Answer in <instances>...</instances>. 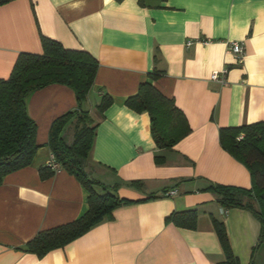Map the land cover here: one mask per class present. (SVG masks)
Wrapping results in <instances>:
<instances>
[{
    "label": "crops",
    "instance_id": "obj_1",
    "mask_svg": "<svg viewBox=\"0 0 264 264\" xmlns=\"http://www.w3.org/2000/svg\"><path fill=\"white\" fill-rule=\"evenodd\" d=\"M41 36L97 62L83 106L96 123L87 163L94 180L117 186L115 195L131 203L40 258L21 250L87 210V193L71 175L38 174L51 156L49 127L75 110L74 95L57 84L33 90L23 101L37 149L29 165L0 181V264H221L211 218L222 224L235 264H264L257 220L221 208L207 189L251 187L247 167L221 147L218 131L264 121V0H11L0 5V79L19 53H41ZM232 41L243 47L239 65L226 50ZM222 68L223 84L209 80ZM143 83L171 100L189 128L169 150L155 147L146 113L124 105ZM104 94L110 105L100 116L95 106ZM190 209L194 229L165 222Z\"/></svg>",
    "mask_w": 264,
    "mask_h": 264
},
{
    "label": "trees",
    "instance_id": "obj_2",
    "mask_svg": "<svg viewBox=\"0 0 264 264\" xmlns=\"http://www.w3.org/2000/svg\"><path fill=\"white\" fill-rule=\"evenodd\" d=\"M9 1L0 0V5ZM40 47V54L19 53L8 77L0 79V181L5 175L29 165L37 149L35 124L25 113L24 97L47 85H62L72 91L76 108L51 123L47 147L56 170L71 175L86 191L87 210L75 221L37 233L22 246V251L39 258L109 218L115 208L131 203L115 195L117 186L105 187L94 180L87 163L96 123L83 106L93 83L97 62L84 51L65 49L43 36L40 37ZM148 75L149 79L158 76L156 72ZM109 105L110 99L104 94L95 110L101 116ZM124 105L135 113H146L150 136L157 149L169 150L189 131L172 101L147 83L139 84L137 93L127 98ZM69 120L71 122L66 133L61 134ZM218 140L225 151L245 164L251 187L242 189L211 185L207 189L216 196L215 201L221 208L241 209L250 213L259 224L257 244L264 242V121L221 128ZM56 170L49 166L41 167L39 178L46 179ZM130 185L138 186L137 182H130ZM165 192L163 190L162 194ZM154 197L153 194L147 195L144 200ZM196 215L195 209L172 212L165 222L191 230L195 227ZM211 224L225 255V261L221 264H235L222 224L213 218Z\"/></svg>",
    "mask_w": 264,
    "mask_h": 264
},
{
    "label": "built area",
    "instance_id": "obj_3",
    "mask_svg": "<svg viewBox=\"0 0 264 264\" xmlns=\"http://www.w3.org/2000/svg\"><path fill=\"white\" fill-rule=\"evenodd\" d=\"M191 42H186V46H189ZM226 50L234 57L236 60V64L239 65L243 56V47L240 42H228L226 43ZM226 74V69L222 68L219 71L211 72L209 75V80L213 82H217L218 84L224 83V76ZM240 138V137H239ZM47 166H49L52 170H56V165L54 164V160L52 155L49 157V161Z\"/></svg>",
    "mask_w": 264,
    "mask_h": 264
}]
</instances>
